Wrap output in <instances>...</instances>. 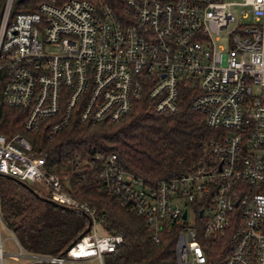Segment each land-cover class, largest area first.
I'll return each instance as SVG.
<instances>
[{
	"label": "built area",
	"instance_id": "2783aa9c",
	"mask_svg": "<svg viewBox=\"0 0 264 264\" xmlns=\"http://www.w3.org/2000/svg\"><path fill=\"white\" fill-rule=\"evenodd\" d=\"M15 1L0 10V100L25 109L23 128L49 118L50 137L73 116L119 120L142 93L171 113L182 86L197 89L190 106L217 134L196 166L149 183L96 151L81 169L141 217L152 241L176 228L174 264L205 263L206 242L226 249L218 264H264V0H123L119 12L101 0H43L13 14ZM2 174L90 222L63 255L28 252L12 235L14 258L103 264L123 241L107 228V209L72 193L25 135L0 132ZM5 253L0 239V264Z\"/></svg>",
	"mask_w": 264,
	"mask_h": 264
},
{
	"label": "trees",
	"instance_id": "16d2710c",
	"mask_svg": "<svg viewBox=\"0 0 264 264\" xmlns=\"http://www.w3.org/2000/svg\"><path fill=\"white\" fill-rule=\"evenodd\" d=\"M42 1L16 0L12 13L32 11ZM101 1L117 12L123 5V0ZM2 4L0 0V10ZM196 93L197 89L182 86L178 93V109L171 113L156 112L142 93L119 120L91 123L73 116L50 137L47 132L49 118L39 130L26 131L23 128L25 109L4 105L0 100V132H18L28 137L36 154H45L47 168L69 178L72 193L99 209H107V228L115 229L123 237V241L108 253L107 264H174L176 228L162 230L159 241H152L150 230L141 217L125 202L103 192L97 178L91 176L89 165L81 167L96 151L105 155L115 153L127 172L153 183L196 166L207 152V141L217 134L216 128L205 124L203 113L191 108V98ZM28 185L0 175L3 224L24 250L60 255L89 224L88 217L38 197ZM205 250L203 264H218L226 252L218 243L209 242Z\"/></svg>",
	"mask_w": 264,
	"mask_h": 264
},
{
	"label": "rangeland",
	"instance_id": "374dc122",
	"mask_svg": "<svg viewBox=\"0 0 264 264\" xmlns=\"http://www.w3.org/2000/svg\"><path fill=\"white\" fill-rule=\"evenodd\" d=\"M235 2L241 1V0H232ZM237 9L240 8V6H235ZM45 51L52 52V51H58V47L56 46H49L45 48ZM27 183L31 184V181H27ZM32 185V184H31ZM97 233L98 234H104L106 231L103 229L102 224L98 223L97 226ZM0 239L3 243V250L6 251L2 264H22L25 260L28 261L29 259L27 257H20V258H14L10 253H17L19 250V246L13 240L12 232L9 230L7 225L1 224L0 227ZM109 260V254H103V264H107V261ZM25 261V262H26ZM88 264H95L94 262H89Z\"/></svg>",
	"mask_w": 264,
	"mask_h": 264
},
{
	"label": "water",
	"instance_id": "95a60500",
	"mask_svg": "<svg viewBox=\"0 0 264 264\" xmlns=\"http://www.w3.org/2000/svg\"><path fill=\"white\" fill-rule=\"evenodd\" d=\"M7 177H9V178H11V179H14V180H16V181H19V182H21V183H23V184H26V182L25 181H23V180H21V179H16V178H14V177H12V176H10V175H7ZM28 188H29V190L33 193V194H36L38 197H41L42 199H44V200H46V201H50V202H52V203H54V204H57L56 202H54L52 199H50L49 197L47 198L46 196H43L42 194H39L38 193V191L33 187H31L30 185H28ZM57 205H59V204H57ZM61 207H66V208H69V207H67V206H62V205H60ZM69 209H72V208H69ZM72 210H74V209H72ZM75 211V210H74ZM200 212H201V210H200ZM200 212H199V214H200ZM183 217H185V213L183 214ZM89 222V221H88ZM89 226H90V222H89V224L84 228V230L80 233V235L77 237V239L76 240H74L73 242H71L66 248H65V250L68 248V247H70V245H72L75 241H77L78 239H80V236L83 234V233H85V232H87L88 231V229H89ZM65 250L64 251H62L61 252V254L60 255H63L64 254V252H65ZM52 264V263H51Z\"/></svg>",
	"mask_w": 264,
	"mask_h": 264
},
{
	"label": "crops",
	"instance_id": "0c3cea01",
	"mask_svg": "<svg viewBox=\"0 0 264 264\" xmlns=\"http://www.w3.org/2000/svg\"><path fill=\"white\" fill-rule=\"evenodd\" d=\"M13 235V234H12ZM14 236V235H13ZM26 261V260H25ZM22 262V264H41V263H38V262H35V263H32L30 260L26 261V262Z\"/></svg>",
	"mask_w": 264,
	"mask_h": 264
}]
</instances>
